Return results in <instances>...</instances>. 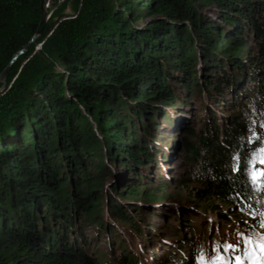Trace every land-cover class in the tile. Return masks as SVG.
<instances>
[{
    "label": "trees",
    "instance_id": "trees-1",
    "mask_svg": "<svg viewBox=\"0 0 264 264\" xmlns=\"http://www.w3.org/2000/svg\"><path fill=\"white\" fill-rule=\"evenodd\" d=\"M40 2L0 0V73L36 34ZM53 11L0 90V264H139L123 241L115 251L104 218L145 235L137 203L153 197L134 166L160 162L163 106L208 111L203 127L174 133L183 194L221 222L260 227L264 187L245 167L264 158V0H64ZM111 165L131 178L104 200ZM190 229L175 231L187 256L168 262L197 264Z\"/></svg>",
    "mask_w": 264,
    "mask_h": 264
},
{
    "label": "rangeland",
    "instance_id": "rangeland-1",
    "mask_svg": "<svg viewBox=\"0 0 264 264\" xmlns=\"http://www.w3.org/2000/svg\"><path fill=\"white\" fill-rule=\"evenodd\" d=\"M40 46L41 42H37L35 49H39ZM178 93L184 95V91L179 90ZM202 97H196L195 102H199ZM207 104L211 106L216 114H219L220 109L217 110L218 108L212 106L211 103ZM195 105L197 106V104ZM163 107L165 109L158 122H156L158 124V143L156 148L159 150L158 155L161 156L160 162L157 166L149 164V170L134 166V170L139 171L140 176L145 175L147 178L145 179L147 185L138 183L141 191L149 188L153 197L152 200H149L151 202H136L140 204L139 206L143 213L140 214L142 216L140 218L144 219L141 223L146 226L145 235L143 237L137 236L133 230L127 231L122 223L108 215L104 218L106 222L104 225L108 227V230L112 231L115 229L119 235V237H115L113 232L110 233L111 237H113L111 245L115 247V251L119 252L120 246L117 245V242L119 241L120 244L121 241L126 243L134 252L139 264H154L153 262L157 264H175L168 262L165 256H170L173 252L180 256L184 255V257L188 254V250L181 252L183 248L186 249L188 247H179L178 236L175 235V231L184 236L188 232H193V229L190 228H196L194 244L199 253L197 264H236L237 257L243 261V264H264V253H261L254 244L246 245L244 243V240L250 235L256 237L264 236V228H260L251 222H244L249 224L247 226L235 221H230L229 223L221 222L216 213L191 202L183 194V187L181 188L178 184L181 179H184L187 172L183 163L184 159L179 155L178 142L174 133L181 129L183 123L192 125L195 128L203 127L202 119H205L208 111L205 114L201 105L195 108L193 113H191L193 109L187 104L180 105V110H176L173 106ZM257 130L264 131V124L257 127ZM109 167L110 169L104 172L106 178L103 184L104 200H106V195L110 197L116 196L109 185L110 183H119L122 180L131 178V175L129 177L131 170H117L114 165ZM162 182L165 183V188L161 192H157L156 189L159 188ZM148 183L150 184L148 185ZM117 187L118 192L127 189L124 183L119 184ZM118 199L121 203L125 202L122 198ZM187 222L191 224L189 227L186 224ZM174 223L178 225L177 228L173 226ZM100 238V236L97 237L95 246L99 244L97 250L101 249L105 253L108 247L105 241L100 243ZM237 240H240L241 244L235 250L227 247L229 244H235ZM250 252L251 254H249ZM176 254L175 256H177Z\"/></svg>",
    "mask_w": 264,
    "mask_h": 264
},
{
    "label": "snow or ice",
    "instance_id": "snow-or-ice-1",
    "mask_svg": "<svg viewBox=\"0 0 264 264\" xmlns=\"http://www.w3.org/2000/svg\"><path fill=\"white\" fill-rule=\"evenodd\" d=\"M257 163H259L260 165H264V158H261L259 161L254 158H250L247 166L245 167V173L250 178L251 185L255 187L257 191H260L262 187H264V168H258ZM239 170L240 164L239 158L237 157V162L233 166V171ZM260 227L264 228V221L261 222ZM244 243L246 245L254 244L256 248L260 250L261 253H264V236L256 237L254 235H250L244 240ZM240 244L241 241L237 240L235 244H229L227 247L235 250V248L239 247ZM249 254H251V252ZM236 264H243V261L239 257H237Z\"/></svg>",
    "mask_w": 264,
    "mask_h": 264
},
{
    "label": "water",
    "instance_id": "water-1",
    "mask_svg": "<svg viewBox=\"0 0 264 264\" xmlns=\"http://www.w3.org/2000/svg\"><path fill=\"white\" fill-rule=\"evenodd\" d=\"M64 0H59V2H57L55 5H50V0H41L40 2V12H41V16H40V22L37 28V32L36 34L31 38V40L23 47L21 48V50H19V52H17L15 55H13L12 59L9 61V63L2 69L1 73H0V90H2V88H4V86L6 85V79L9 73V69L12 66V64L21 56V54L26 53L28 47L30 46V44L32 42H34L35 39H37L38 37H40L41 34H43V29L45 27V24L47 22V20L50 18L51 14L54 12L53 10L56 9L59 4H61Z\"/></svg>",
    "mask_w": 264,
    "mask_h": 264
},
{
    "label": "flooded vegetation",
    "instance_id": "flooded-vegetation-1",
    "mask_svg": "<svg viewBox=\"0 0 264 264\" xmlns=\"http://www.w3.org/2000/svg\"><path fill=\"white\" fill-rule=\"evenodd\" d=\"M150 183H148V185H149ZM145 185H147V184H145Z\"/></svg>",
    "mask_w": 264,
    "mask_h": 264
}]
</instances>
